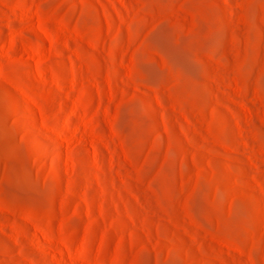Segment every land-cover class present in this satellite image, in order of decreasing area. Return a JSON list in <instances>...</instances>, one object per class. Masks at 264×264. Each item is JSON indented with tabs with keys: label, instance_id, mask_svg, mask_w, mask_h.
Returning a JSON list of instances; mask_svg holds the SVG:
<instances>
[{
	"label": "rangeland",
	"instance_id": "374dc122",
	"mask_svg": "<svg viewBox=\"0 0 264 264\" xmlns=\"http://www.w3.org/2000/svg\"><path fill=\"white\" fill-rule=\"evenodd\" d=\"M0 264H264V0H0Z\"/></svg>",
	"mask_w": 264,
	"mask_h": 264
}]
</instances>
